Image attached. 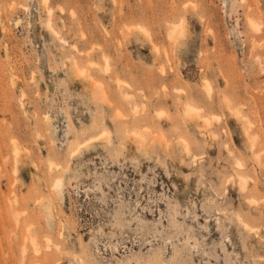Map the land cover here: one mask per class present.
<instances>
[{
	"label": "rangeland",
	"instance_id": "1",
	"mask_svg": "<svg viewBox=\"0 0 264 264\" xmlns=\"http://www.w3.org/2000/svg\"><path fill=\"white\" fill-rule=\"evenodd\" d=\"M0 264H264V0H0Z\"/></svg>",
	"mask_w": 264,
	"mask_h": 264
},
{
	"label": "bare ground",
	"instance_id": "2",
	"mask_svg": "<svg viewBox=\"0 0 264 264\" xmlns=\"http://www.w3.org/2000/svg\"><path fill=\"white\" fill-rule=\"evenodd\" d=\"M46 5V4H45ZM181 24L179 23V24H176V25H173L172 27H171V29H169L170 31L168 32V37L171 39V41H172V43L173 44H176V43H179L180 41H181V36L183 35V29L181 28V26H180ZM196 108V107H195ZM194 108V106H188L186 109H187V111L185 110V112H187L188 114H189V116L190 115H193V114H195V111H197L196 109ZM186 115V114H185ZM193 117H194V115H193ZM192 120V119H191ZM193 121H195V118H193ZM104 133V132H103ZM103 135V134H102ZM103 137V136H102ZM86 141V140H85ZM87 143H89V142H87ZM60 180H62L61 178H60ZM60 180H55V187L56 188H59L60 189V187H61V181ZM242 181V180H241ZM244 185L242 184V187H243ZM58 190V189H57ZM61 190V189H60ZM247 226V225H246ZM35 240V238L34 239H31V241L33 242V246H34V249H35V251L36 250H38L37 249V246H36V240ZM49 243V242H48Z\"/></svg>",
	"mask_w": 264,
	"mask_h": 264
}]
</instances>
